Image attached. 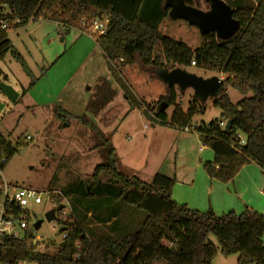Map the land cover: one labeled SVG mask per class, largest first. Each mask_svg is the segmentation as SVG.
I'll list each match as a JSON object with an SVG mask.
<instances>
[{"label": "trees", "instance_id": "trees-1", "mask_svg": "<svg viewBox=\"0 0 264 264\" xmlns=\"http://www.w3.org/2000/svg\"><path fill=\"white\" fill-rule=\"evenodd\" d=\"M224 1L240 24L227 40L202 34L184 19H170L165 0H0V7L19 19L0 29V59L10 52L28 70L7 34L30 19L80 29L83 20L108 17L107 31L96 44L137 104L144 107L148 99H155L159 123L197 133L214 153L213 161L203 163L205 172L225 183L249 162L264 172V0ZM184 2L195 6V0ZM192 61L203 70L222 73L225 84L250 96L233 104L221 85L212 95V105L223 120L193 124V116L203 111L199 100L181 108L175 104L176 86L153 72L156 67L186 68ZM161 103L166 108L174 105L169 117L166 108L160 111ZM227 120L232 125L225 132L220 123ZM83 123L97 133L90 122ZM16 152L0 135V153L9 160ZM108 155L107 164L94 168L88 186H75L63 196L50 194L56 206L69 199L70 214L63 219L56 214L67 232L58 250L49 254L37 250L39 243L31 240L3 237L0 264H212L218 250L224 256L236 254V264H264V214L248 206L241 213L221 215L191 209L172 199L173 177L157 172L146 183L119 172L112 149ZM101 173L108 177L105 182L98 180ZM78 192L82 198L71 199Z\"/></svg>", "mask_w": 264, "mask_h": 264}, {"label": "rangeland", "instance_id": "rangeland-1", "mask_svg": "<svg viewBox=\"0 0 264 264\" xmlns=\"http://www.w3.org/2000/svg\"><path fill=\"white\" fill-rule=\"evenodd\" d=\"M195 7L208 10L209 3L195 0ZM2 11L6 13L7 8L3 7ZM33 26L35 29L27 33ZM7 35L28 70L10 52L0 59V82L18 94L10 101L0 91L3 105L0 135L17 149L3 172L11 184L40 193L41 203L30 201L27 208L33 223L43 221L38 229L31 224L30 232L34 243H39L37 250L53 254L62 236L58 220L44 218L45 212L56 207L51 193L63 196L75 186H88L94 168L109 162V149L113 150L119 172L146 183L157 172L171 173L173 160L162 161L163 150L158 143L163 141L169 145L172 137H160L152 132L162 126L155 118L157 101L148 99L144 107L137 104L132 91L116 74L96 40L79 33V29H65L50 20L30 19L23 26L9 29ZM182 69L203 78H220L233 104L250 96L225 84L222 73L196 66ZM176 93L175 104L183 109L195 98L191 88L183 91L177 88ZM212 99L210 96L204 102L199 101L203 111L193 116V124L223 120L220 110L213 107ZM173 108L174 105L166 108L168 117ZM83 121L90 122L97 133ZM107 178L101 173L98 180L105 182ZM79 198L82 195L78 192L71 199ZM67 201L69 199L63 200V204L69 215ZM209 239L216 244L213 236ZM236 259V254L224 256L218 250L212 264H236Z\"/></svg>", "mask_w": 264, "mask_h": 264}, {"label": "crops", "instance_id": "crops-1", "mask_svg": "<svg viewBox=\"0 0 264 264\" xmlns=\"http://www.w3.org/2000/svg\"><path fill=\"white\" fill-rule=\"evenodd\" d=\"M33 29L35 26L27 33ZM152 132L172 137L169 145L162 141L158 147L163 150L162 161L173 160L171 173L162 174L175 180L171 189L175 202L202 212L210 209L216 215L241 213L246 206L264 214V172L255 163L242 166L232 180L220 182L209 177L203 168L205 161H213L214 153L201 143L197 133L168 125ZM261 240L264 245L263 236Z\"/></svg>", "mask_w": 264, "mask_h": 264}, {"label": "water", "instance_id": "water-1", "mask_svg": "<svg viewBox=\"0 0 264 264\" xmlns=\"http://www.w3.org/2000/svg\"><path fill=\"white\" fill-rule=\"evenodd\" d=\"M209 3L208 10H201L195 6L185 4L184 0H165V5L169 8L168 15L170 19H184L189 25H194L200 33H213L219 40H227L231 38L240 28L238 20L232 16V8L224 0H206ZM155 75L168 84H174L179 90L183 91L187 88L193 90V95L199 101L204 102L208 97L212 96L223 83L216 76L203 78L193 73L187 72L185 69L176 67L166 69L156 67L153 69ZM0 91L10 101H14L18 94L8 85L0 82ZM3 105L0 104V110ZM166 108L165 103L160 104V111ZM232 123L227 120L224 131H228ZM64 204H59L51 208L44 214L46 221L56 219V212L61 211ZM42 219L34 222L33 227L38 229L42 223ZM64 228H60L62 231Z\"/></svg>", "mask_w": 264, "mask_h": 264}, {"label": "built area", "instance_id": "built-area-1", "mask_svg": "<svg viewBox=\"0 0 264 264\" xmlns=\"http://www.w3.org/2000/svg\"><path fill=\"white\" fill-rule=\"evenodd\" d=\"M2 8L0 7V29H4L10 24L16 25L19 23L18 18L12 17L8 10L4 13ZM7 18L10 19V23ZM107 27L108 17L98 16L88 22L83 20L79 31L87 37L96 40L106 33ZM194 65L195 63L192 61L191 66ZM225 123H220V126L224 127ZM183 130L192 131L188 127H184ZM237 137L240 143H244V139L240 134H237ZM26 138L28 139L29 136ZM7 161V156L0 153V241L3 237H9L34 242L30 232L31 224L33 225L34 223L31 221V214L27 207L30 201L38 204L41 203L42 199L40 193L29 188L13 185L6 180L3 170ZM57 212L60 219H63L68 214L65 206L61 211ZM61 236L62 238L67 236V232L64 229L61 231Z\"/></svg>", "mask_w": 264, "mask_h": 264}, {"label": "bare ground", "instance_id": "bare-ground-1", "mask_svg": "<svg viewBox=\"0 0 264 264\" xmlns=\"http://www.w3.org/2000/svg\"><path fill=\"white\" fill-rule=\"evenodd\" d=\"M58 213V212H57Z\"/></svg>", "mask_w": 264, "mask_h": 264}]
</instances>
